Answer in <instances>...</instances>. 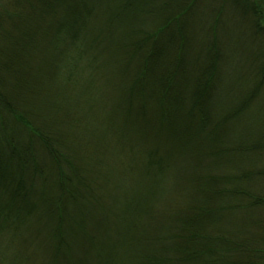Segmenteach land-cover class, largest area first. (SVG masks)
I'll return each instance as SVG.
<instances>
[{
  "label": "trees",
  "instance_id": "16d2710c",
  "mask_svg": "<svg viewBox=\"0 0 264 264\" xmlns=\"http://www.w3.org/2000/svg\"><path fill=\"white\" fill-rule=\"evenodd\" d=\"M0 264H264V0H0Z\"/></svg>",
  "mask_w": 264,
  "mask_h": 264
},
{
  "label": "rangeland",
  "instance_id": "374dc122",
  "mask_svg": "<svg viewBox=\"0 0 264 264\" xmlns=\"http://www.w3.org/2000/svg\"><path fill=\"white\" fill-rule=\"evenodd\" d=\"M21 84L24 85V86H25V85H30L29 81H27V80H23V81L21 82Z\"/></svg>",
  "mask_w": 264,
  "mask_h": 264
}]
</instances>
